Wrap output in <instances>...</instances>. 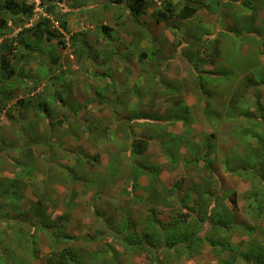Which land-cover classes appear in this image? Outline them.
<instances>
[{
    "label": "rangeland",
    "instance_id": "374dc122",
    "mask_svg": "<svg viewBox=\"0 0 264 264\" xmlns=\"http://www.w3.org/2000/svg\"><path fill=\"white\" fill-rule=\"evenodd\" d=\"M53 1L67 31L52 14L48 29L57 35L28 40L36 47L24 61L20 45L0 51L19 68L18 78L0 72L2 91L14 87L0 91V264H50L62 250L77 264H264V213L249 207L250 190H264L250 177L253 135L264 134V45L254 40L257 28L264 35V0H222L215 11V1L194 0V16L168 25L154 16L163 0H145L138 22L125 0ZM48 4L41 0L32 23ZM1 18L0 43L15 39L20 16ZM148 135L145 151L131 153L132 141ZM195 150L202 158L189 164ZM143 162L155 178L133 177L130 164ZM257 168L264 175V164ZM162 189L174 191L166 206L155 203ZM208 203L205 232L175 220L190 208L205 213ZM148 229L167 241L191 235L190 254L136 249L130 235Z\"/></svg>",
    "mask_w": 264,
    "mask_h": 264
},
{
    "label": "trees",
    "instance_id": "16d2710c",
    "mask_svg": "<svg viewBox=\"0 0 264 264\" xmlns=\"http://www.w3.org/2000/svg\"><path fill=\"white\" fill-rule=\"evenodd\" d=\"M187 2H185L180 8L177 7V5L173 2H171L170 0H163V6L162 9H157L156 13H155V19L157 22H163L164 24L168 25L172 20H176V18L179 19H183V20H187L188 18H191L192 16L195 15V13L197 12V10L199 9V5H196L198 0H185ZM215 1V2H214ZM222 0H212V2L215 3V9H213L214 11L217 9L219 3ZM110 2H114V3H121L122 0H110ZM126 2V8L127 11L129 13V15L131 16L132 20L134 22H138L139 21V17L141 14H143L145 12V7L147 6V3L145 0H125ZM129 2V3H128ZM48 6H47V15H42L43 17H39L38 21L33 22L34 20V8H33V4H26L25 0H0V15L2 16H9V18L13 17V18H17V15L20 16V18L18 19V27H20V32L17 34V36L15 37V39H10L9 41L4 40L2 43H0V51H11V50H15L16 48V44L22 46L23 48L26 49V53L25 54H21L22 56H20L22 58V61H24V57H28L29 54L31 52H34V49L36 47V44L40 43V41L42 39L45 40H52L53 38H55V36L57 35L54 31L52 32L51 29H48V24L50 23V16H52V14L54 15L53 17L56 18V21L59 23L60 28L62 30L67 31V21L63 18V15L60 13H55V8H56V4L57 2H54L53 0H48ZM226 4V3H224ZM7 20L1 18L0 19V25L1 26H5ZM31 21V25L25 27L27 25V22L29 23ZM17 27V28H18ZM102 30L104 32H108L109 28L102 26L101 27ZM256 32H258L257 34H255L254 36V40L257 42V44H259V47L262 48L264 45V35L262 33L259 32V29L257 28L255 30ZM264 32V31H263ZM1 34V33H0ZM3 34V33H2ZM31 37L32 39L28 38ZM236 39H238V34H235ZM74 37L72 36V39ZM28 40H31V42L35 41L36 44H31ZM58 43L64 45V41L62 39H57ZM38 41V42H37ZM239 41V40H238ZM72 42H74L72 40ZM74 44V43H72ZM258 46V45H257ZM81 47V46H80ZM198 49V48H197ZM15 53V52H14ZM19 66V64H18ZM19 70V68L17 69ZM16 70V66L15 65H10L7 60L5 59V57L1 54L0 55V72H5L6 74V79L8 80V78H12V76H14V78H18V74H16V72H18ZM23 80V79H22ZM2 82H0V91H2ZM256 85H248V87L246 88L248 91L249 87H255ZM12 90H14V87H11L9 90L7 91H2V92H6V94L8 92L12 93ZM11 93L8 94V96H11ZM19 101H23L22 99ZM234 107L237 108V105H240L239 101H235L233 103ZM0 110H2L0 108ZM188 110L186 109V107L182 110L181 114L184 115H188ZM185 123V122H184ZM245 133H248V131H244ZM253 138L256 140L257 144H258V148H255L253 151V154L250 155V157H252V159L254 160H250V162L253 165V172H250V177H254V180L257 183H260L264 189V175H261L258 170L259 168L256 169L257 165H263L264 164V134L262 135H253ZM152 139L151 135H148L147 137H145L144 139H134L132 141L131 147L129 148L131 153L134 152L135 154H139L141 155L145 149L147 144L149 143V140ZM182 138H175L174 136L172 137L171 140V144L177 146L179 145V142H181ZM194 153V154H193ZM193 156L192 154H190V159H189V164H197L200 159L202 158V153L199 151L193 152ZM58 163L55 162V166ZM114 161L110 162V165H113ZM135 166L131 168L134 171L133 172V177L136 179L138 177V175L140 174V172H143L145 175H150V177H154L155 178V169L149 167V165H147V163L143 162L140 165H137L136 163H134ZM111 168L115 171V168H113V166H111ZM148 170V171H146ZM117 171H115L116 173ZM243 172L246 175L248 172L247 170H245V168H243ZM115 173H111V175H114ZM215 176V174H213ZM215 178V177H214ZM214 183L216 184L217 188H219V183H218V179L215 178L214 179ZM133 186H135V183L133 184ZM148 186L150 187L149 189L152 190V192H154V187H155V183L154 182H150V184H148ZM201 186L203 187L204 190H207L204 194H208V184L203 182L201 184ZM174 192V191H173ZM171 189H162L161 192H158V195L156 197V205H163L166 206L168 204V199H166L167 196L171 195L172 193ZM192 192L193 189H192ZM250 195L249 198H251V202L249 203V207L252 208V213L255 217H260V215L262 213H264V190H259L258 192L253 193L252 190H250ZM153 194V193H152ZM189 193L186 191L184 192V196L183 198H180V200L178 199L179 203L182 205L184 204L185 199H187V195ZM214 194V199L211 201L214 203L215 198H218V193L217 190H215V192L213 191ZM152 198L155 196V193L153 195H151ZM262 196V197H260ZM15 197V196H14ZM16 199V197L14 198ZM227 199L231 205V209L236 212L238 210V204H237V195L235 192H231L229 194V196H227ZM194 204L199 206L200 202L197 199H194ZM213 203H208L207 206V210L205 213L199 214L198 211L196 210H192L191 208L186 211L183 215L181 214V216H178L177 219H175L176 221H180V222H186L188 219H192L194 222H196L200 227L198 228L197 233H199V231L205 232V224L209 223L208 221L210 220V215L211 213V208H213L214 204ZM221 222H225V220H220ZM149 227H153V224L150 223L148 225L147 228ZM147 230V229H146ZM178 230L176 229V232ZM185 232V231H184ZM180 234H177V237L179 240H174V237H172V239H170L169 241L166 240L167 236H163L160 231H156L153 229H148L147 234H145V237L141 238V236L138 235H130V238L132 239V241L134 242L136 249H144L147 248L145 244H147L149 246V248L151 249V251H153V249H159L156 246H160V247H166V249L168 250H178V249H182L185 253L190 254V249L192 248L191 244L193 243L192 240L194 239V237H192L191 235H185L182 236ZM196 242H202L203 238L200 237L199 235H197L195 237ZM179 246H182L179 248ZM199 247V245H198ZM48 262L50 264H77L78 263V257H72L71 253L67 250H62L61 252L57 253L56 256L53 259H48ZM151 264H157L155 258L151 259ZM255 264V263H254Z\"/></svg>",
    "mask_w": 264,
    "mask_h": 264
},
{
    "label": "built area",
    "instance_id": "2783aa9c",
    "mask_svg": "<svg viewBox=\"0 0 264 264\" xmlns=\"http://www.w3.org/2000/svg\"><path fill=\"white\" fill-rule=\"evenodd\" d=\"M34 2H35V4H34V6H35L34 11H36L37 10L36 7H38L40 5L41 0H35ZM29 25H31V21L26 26H29Z\"/></svg>",
    "mask_w": 264,
    "mask_h": 264
}]
</instances>
